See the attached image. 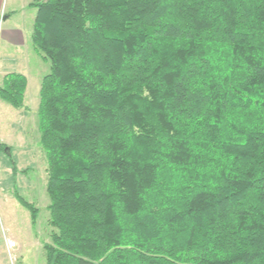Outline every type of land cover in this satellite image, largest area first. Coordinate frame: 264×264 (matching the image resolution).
Returning a JSON list of instances; mask_svg holds the SVG:
<instances>
[{"label":"trees","instance_id":"1","mask_svg":"<svg viewBox=\"0 0 264 264\" xmlns=\"http://www.w3.org/2000/svg\"><path fill=\"white\" fill-rule=\"evenodd\" d=\"M30 6L45 264H264V0Z\"/></svg>","mask_w":264,"mask_h":264},{"label":"rangeland","instance_id":"2","mask_svg":"<svg viewBox=\"0 0 264 264\" xmlns=\"http://www.w3.org/2000/svg\"><path fill=\"white\" fill-rule=\"evenodd\" d=\"M31 2L4 0L0 12V73H18L23 65L28 68L25 104L29 111L18 112L0 100V142L7 147L0 149V264H45L42 246L50 241L46 161L38 143L36 116L40 85L49 64L31 42L36 14ZM13 166L16 175H12ZM14 191L39 210L35 223L15 200ZM6 238L14 243L12 249L7 248Z\"/></svg>","mask_w":264,"mask_h":264},{"label":"crops","instance_id":"3","mask_svg":"<svg viewBox=\"0 0 264 264\" xmlns=\"http://www.w3.org/2000/svg\"><path fill=\"white\" fill-rule=\"evenodd\" d=\"M3 2H4V0H0V12H1V10H2V6H3ZM15 42V41H14ZM20 69H18V73H20V74H22V75H24L25 77H26V80H28V77H27V75H26V71H28V68L25 66V65H23L22 67H19ZM10 73V72H9ZM6 70H4V71H2L1 73H0V85H1V83H2V80H3V77L6 75V74H9ZM27 85H28V81H27ZM26 89H27V87H26ZM25 93H26V91H25ZM25 98V97H24ZM26 105V104H25ZM19 111H21V110H18V112ZM24 113H28L29 111H24V110H22ZM0 144H3V143H1L0 142Z\"/></svg>","mask_w":264,"mask_h":264},{"label":"built area","instance_id":"4","mask_svg":"<svg viewBox=\"0 0 264 264\" xmlns=\"http://www.w3.org/2000/svg\"><path fill=\"white\" fill-rule=\"evenodd\" d=\"M0 220H1V216H0ZM5 242L8 249H12L14 247V243L8 240L7 238L5 239Z\"/></svg>","mask_w":264,"mask_h":264}]
</instances>
